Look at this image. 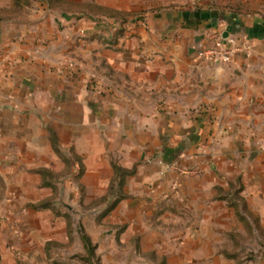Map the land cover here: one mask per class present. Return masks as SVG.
<instances>
[{
  "label": "crops",
  "instance_id": "0c3cea01",
  "mask_svg": "<svg viewBox=\"0 0 264 264\" xmlns=\"http://www.w3.org/2000/svg\"><path fill=\"white\" fill-rule=\"evenodd\" d=\"M94 24L82 21L70 37H34L36 27L0 22L6 188L41 186L37 170L68 167L69 184L82 169L79 184L102 195L115 163L128 171L111 212L128 223L123 235L139 231L148 241L152 222L176 216L202 227L231 219L236 190L263 226L264 37H251V55L226 66L196 58L209 33L233 34L216 11L155 12L127 26L113 47Z\"/></svg>",
  "mask_w": 264,
  "mask_h": 264
},
{
  "label": "rangeland",
  "instance_id": "374dc122",
  "mask_svg": "<svg viewBox=\"0 0 264 264\" xmlns=\"http://www.w3.org/2000/svg\"><path fill=\"white\" fill-rule=\"evenodd\" d=\"M171 9L216 11L245 45L239 55L254 51L257 41L251 37H264V0H0V22L36 27L34 37H70L82 21H98L106 32L100 36L104 44L113 47L134 21ZM198 63L233 66L237 57L232 63ZM80 158L73 153L76 162ZM113 167L102 195L88 194L79 184L82 169L69 184L68 167L58 175L41 168V186L6 188L0 174V264H264L262 219L239 202V190L233 193L231 219L211 218L203 227L186 216L160 219L159 225L152 219L148 241L139 231L123 235L128 223L111 212L128 171ZM55 178L60 185L52 184ZM172 209L184 210L175 203ZM183 227L191 233H181Z\"/></svg>",
  "mask_w": 264,
  "mask_h": 264
},
{
  "label": "built area",
  "instance_id": "2783aa9c",
  "mask_svg": "<svg viewBox=\"0 0 264 264\" xmlns=\"http://www.w3.org/2000/svg\"><path fill=\"white\" fill-rule=\"evenodd\" d=\"M245 48L233 36L222 38V35L211 37L207 42L201 44L197 48V60L209 63H232L240 52ZM184 174H191L189 169H181Z\"/></svg>",
  "mask_w": 264,
  "mask_h": 264
},
{
  "label": "trees",
  "instance_id": "16d2710c",
  "mask_svg": "<svg viewBox=\"0 0 264 264\" xmlns=\"http://www.w3.org/2000/svg\"><path fill=\"white\" fill-rule=\"evenodd\" d=\"M86 240H88L87 242H89V239L86 238Z\"/></svg>",
  "mask_w": 264,
  "mask_h": 264
}]
</instances>
